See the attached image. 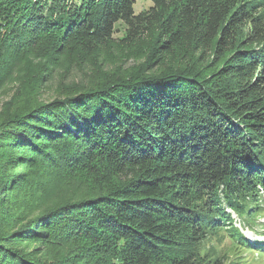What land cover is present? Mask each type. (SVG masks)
Listing matches in <instances>:
<instances>
[{"label":"trees","instance_id":"obj_1","mask_svg":"<svg viewBox=\"0 0 264 264\" xmlns=\"http://www.w3.org/2000/svg\"><path fill=\"white\" fill-rule=\"evenodd\" d=\"M137 2L0 0V264L264 259V0Z\"/></svg>","mask_w":264,"mask_h":264},{"label":"rangeland","instance_id":"obj_2","mask_svg":"<svg viewBox=\"0 0 264 264\" xmlns=\"http://www.w3.org/2000/svg\"><path fill=\"white\" fill-rule=\"evenodd\" d=\"M137 5H136V12H140L146 8H148V4H150L149 0H137ZM116 37H121V34L116 35ZM142 47L137 49V50H119V49H115L112 50L110 52L107 53V59H106V64L105 66H101L100 68L103 69L104 71H116V70H122L126 71L129 70L134 71L135 69L137 70L139 67H143V65L146 63L147 61V54L146 51L142 50L145 49L144 45H141ZM87 67L85 68H79V70H77L76 68H71V73L67 74V73H63L65 75H68L65 80L66 83H70V82H80L82 80H84V77L87 76L88 71H86ZM91 70V69H90ZM138 71V70H137ZM64 80V81H65ZM62 81V79L60 80ZM59 79L56 77V79L52 82V84L50 83L47 87H46V91H45V100H51L52 97L50 96L52 94V92H54V90H56L59 87ZM12 95V91L11 90H7L3 95H0V111L3 110V103L7 100L10 99ZM233 218L236 221V225L237 227H242L240 220L236 217V215H233ZM258 226L254 232L251 231H244V234L246 235V237L248 238V241L250 243H254L255 241H264V229H262L264 227V219H261V221L259 222ZM255 257V259H261L260 256ZM260 264H264V259H261Z\"/></svg>","mask_w":264,"mask_h":264}]
</instances>
